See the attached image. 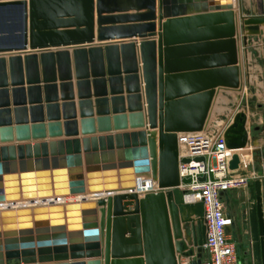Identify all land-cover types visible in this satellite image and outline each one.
<instances>
[{
  "label": "water",
  "instance_id": "water-1",
  "mask_svg": "<svg viewBox=\"0 0 264 264\" xmlns=\"http://www.w3.org/2000/svg\"><path fill=\"white\" fill-rule=\"evenodd\" d=\"M1 11L0 203L48 202L0 209V264H202L204 202L184 201L179 133L208 125L220 88L243 86L234 0H0ZM241 20L258 30L264 14ZM248 120L236 111L228 148L248 146ZM148 178L156 190H134Z\"/></svg>",
  "mask_w": 264,
  "mask_h": 264
},
{
  "label": "crops",
  "instance_id": "crops-1",
  "mask_svg": "<svg viewBox=\"0 0 264 264\" xmlns=\"http://www.w3.org/2000/svg\"><path fill=\"white\" fill-rule=\"evenodd\" d=\"M234 3L236 11V37L238 44V56L239 65L241 67L240 73L243 86L240 89L222 87L218 90V93L214 100L213 108L217 103H221L224 106L223 108L225 110L227 109V105H230L231 108H233L231 114L229 113L230 115L227 116L228 118H226V121H231V118H233L236 111L239 110L244 100L248 99L249 90L247 87L251 85L253 81H255V79H257L255 73L253 74L255 69L251 67V57L253 56V53L256 55L264 56V47H255L254 50H251L249 47V42L252 38V35L261 32L262 36H264V25L260 27V32H258L255 29L247 28L245 25H243L241 20L242 17L254 16L260 13L264 14V0H234ZM129 13H133V11H129ZM95 35L97 36V26L95 28ZM194 56L198 55L194 54ZM256 73H258V75L263 78L264 67H260L258 70H256ZM73 81V92L75 93L76 97L75 109L77 112V117L80 121V107L78 104L79 100L77 97L78 88L76 85L75 78L73 79ZM107 86L109 88V84ZM91 89L93 90V87H91ZM42 92L43 99L45 100L44 90ZM9 100L12 107V121L13 123H15L16 119L15 113L13 111L14 100L11 91L9 95ZM262 101L264 102V99ZM60 102L62 101L60 100ZM109 107L112 108L111 102L109 103ZM93 108L96 110L95 105ZM241 109L245 110L249 117L248 128L250 131V141L248 146L244 149L235 150V152L239 153L240 155V164L239 168L234 170V172L250 174L251 181L248 187L244 189H237L235 190V192H230V196L228 198H226L228 191L223 193V199L227 208V212L232 218V224L228 226L227 232L236 244L240 264H264V120L253 121V114L249 112V109L247 110L245 107ZM212 113H214L213 110ZM60 114L63 115L62 107L60 109ZM28 116L30 118V113H28ZM44 118L45 121H47L48 114L46 108H44ZM61 121L64 120L62 119ZM211 123L212 125H218L221 122L219 123V120H213L211 115L209 124ZM78 128L79 131H81L80 123L78 124ZM61 129L64 132V125L61 126ZM46 131L48 132L47 126ZM13 133L15 136V128L13 130ZM78 136L82 137L83 135L80 133ZM62 138H67V136L63 134L59 138H44L39 141ZM2 144L4 143H0V145ZM99 213L101 214V212ZM206 256L207 250L205 249L203 258H206ZM183 260L186 259L184 258Z\"/></svg>",
  "mask_w": 264,
  "mask_h": 264
},
{
  "label": "built area",
  "instance_id": "built-area-1",
  "mask_svg": "<svg viewBox=\"0 0 264 264\" xmlns=\"http://www.w3.org/2000/svg\"><path fill=\"white\" fill-rule=\"evenodd\" d=\"M232 119L218 125L208 123L202 130L179 133L180 178L191 179L189 183L181 182L180 185L186 191L183 195L184 201L204 202V220L207 228L204 247L207 256L203 258L202 264H240L236 244L227 232L228 226L232 224V218L227 212L222 192L248 187L251 175L236 173L230 168V160L236 149L227 147L224 133ZM183 158L190 160L183 162ZM201 177L205 179L201 180ZM157 188V181L148 178L134 190L143 194ZM41 202L48 201L34 200L27 201V204L34 206ZM6 203L4 205V202H1L0 206L2 208L17 206V202Z\"/></svg>",
  "mask_w": 264,
  "mask_h": 264
},
{
  "label": "rangeland",
  "instance_id": "rangeland-1",
  "mask_svg": "<svg viewBox=\"0 0 264 264\" xmlns=\"http://www.w3.org/2000/svg\"><path fill=\"white\" fill-rule=\"evenodd\" d=\"M3 13H5L6 15V12L3 11H1L0 15H3ZM257 31L260 32V29H258ZM251 37L252 38L249 42V47L251 50H254L255 47H264V36H262L261 32L258 34H254ZM251 67L255 69L253 74L255 73L257 79H255V81H253V83L247 87L249 90V97L247 100H244L239 110L245 107L247 110L249 109V112H251V114H253V121L264 120V102L262 101L264 99V88H261L264 87V76L263 78H261L258 73H256V70H258L260 67H264V56L256 55L253 53V56L251 57ZM223 107L224 106L221 103H217L213 108L214 113L211 114L212 119L215 121L219 120V123L227 122V116H229L231 114V111H233V108H231L230 105H227L226 110ZM235 190L237 189L229 190L226 198L230 196V192H235Z\"/></svg>",
  "mask_w": 264,
  "mask_h": 264
},
{
  "label": "bare ground",
  "instance_id": "bare-ground-1",
  "mask_svg": "<svg viewBox=\"0 0 264 264\" xmlns=\"http://www.w3.org/2000/svg\"><path fill=\"white\" fill-rule=\"evenodd\" d=\"M1 14V13H0ZM0 17H1V15H0ZM1 23H0V25L2 26V24H4L2 21H0ZM16 22L17 21H15V20H12L11 18H8V21H6V25H8V24H16ZM8 34H9V31H8V28H6V29H2V28H0V41H2L3 40V38L5 37V36H8ZM244 149V148H243ZM236 150H238V149H236ZM137 186H141V182L140 181H138L137 183ZM39 195L36 193L35 194V197H38ZM80 197L81 196H79V195H72V194H70V195H67V196H64V197H62V200L63 201H66V202H70V201H73V202H75V201H78L79 199H80ZM87 197H94V196H92V194H90V195H88ZM31 198H33V197H31ZM11 200V199H10ZM38 201H41V199L40 198H38ZM23 203H25L26 205H28L27 204V201H25V200H22V201H18L17 202V207H19L21 204H23ZM7 203L6 202H4V205H6ZM43 204H47V203H43ZM2 207L0 206V209H1Z\"/></svg>",
  "mask_w": 264,
  "mask_h": 264
}]
</instances>
